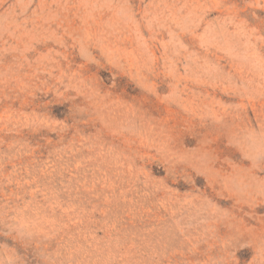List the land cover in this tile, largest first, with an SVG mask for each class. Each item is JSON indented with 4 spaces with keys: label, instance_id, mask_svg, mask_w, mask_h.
<instances>
[{
    "label": "rangeland",
    "instance_id": "rangeland-1",
    "mask_svg": "<svg viewBox=\"0 0 264 264\" xmlns=\"http://www.w3.org/2000/svg\"><path fill=\"white\" fill-rule=\"evenodd\" d=\"M0 264H264V0H0Z\"/></svg>",
    "mask_w": 264,
    "mask_h": 264
}]
</instances>
